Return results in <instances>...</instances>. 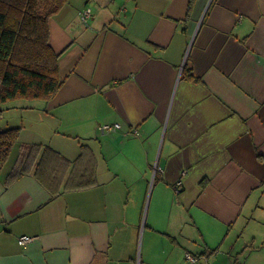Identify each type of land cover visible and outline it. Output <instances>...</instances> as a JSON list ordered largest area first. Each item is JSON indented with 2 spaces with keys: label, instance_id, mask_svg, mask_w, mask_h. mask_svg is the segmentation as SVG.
Segmentation results:
<instances>
[{
  "label": "crops",
  "instance_id": "crops-1",
  "mask_svg": "<svg viewBox=\"0 0 264 264\" xmlns=\"http://www.w3.org/2000/svg\"><path fill=\"white\" fill-rule=\"evenodd\" d=\"M50 42L64 82L20 111L0 264L264 253V0H68Z\"/></svg>",
  "mask_w": 264,
  "mask_h": 264
},
{
  "label": "trees",
  "instance_id": "trees-1",
  "mask_svg": "<svg viewBox=\"0 0 264 264\" xmlns=\"http://www.w3.org/2000/svg\"><path fill=\"white\" fill-rule=\"evenodd\" d=\"M67 1L0 0V103L49 100L62 87L60 55L50 42V18ZM183 74L195 79L191 66ZM22 129L0 130V176Z\"/></svg>",
  "mask_w": 264,
  "mask_h": 264
},
{
  "label": "rangeland",
  "instance_id": "rangeland-1",
  "mask_svg": "<svg viewBox=\"0 0 264 264\" xmlns=\"http://www.w3.org/2000/svg\"><path fill=\"white\" fill-rule=\"evenodd\" d=\"M34 103H35L34 100H26V99H18V100L10 101L8 103H0V109L3 110V112L0 114V130L11 126H23V125L27 126V128L29 129L33 125V120L30 119L31 118L30 116L25 114L23 115L20 111H22V107L34 106ZM25 128L23 130H25ZM221 253H223L222 249H215L212 252V256H213L212 259L214 260V262L215 260H217L215 264L221 262ZM196 256L201 257L200 260L202 259L201 261L203 264H212V262L210 261L209 263L206 262V258H208L207 255L197 254ZM243 261L245 262V260ZM183 264H193V263H188L185 260ZM245 264H264V253H257L254 254L253 256L252 255L249 256Z\"/></svg>",
  "mask_w": 264,
  "mask_h": 264
},
{
  "label": "built area",
  "instance_id": "built-area-1",
  "mask_svg": "<svg viewBox=\"0 0 264 264\" xmlns=\"http://www.w3.org/2000/svg\"><path fill=\"white\" fill-rule=\"evenodd\" d=\"M91 15V10L90 9H86L84 11V18H87ZM119 124L118 123H108V124H104L102 125L100 128L102 131H105V130H112V129H116V128H119ZM134 133L138 134L137 131H134ZM183 188V185H182V180H179L177 183H176V189L177 191H180L181 189ZM34 240V237L33 236H30V235H21L19 236L18 238V241L21 245H27L31 242H33ZM201 257L199 256H196L195 254L191 253V252H187L186 253V260L187 262L189 263H193V262H197L200 260Z\"/></svg>",
  "mask_w": 264,
  "mask_h": 264
}]
</instances>
